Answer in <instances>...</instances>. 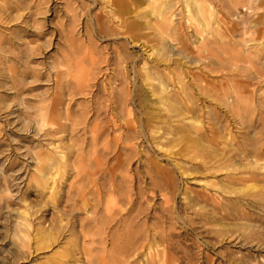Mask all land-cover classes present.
Masks as SVG:
<instances>
[{"label":"rangeland","instance_id":"374dc122","mask_svg":"<svg viewBox=\"0 0 264 264\" xmlns=\"http://www.w3.org/2000/svg\"><path fill=\"white\" fill-rule=\"evenodd\" d=\"M3 1L4 0H0L2 3ZM15 1L21 2L24 5H33L36 1H42V6H40L41 11L35 18L38 21L37 23L41 24L39 27H42V29H39L43 31V35L38 37L32 35L31 32H27L23 35L25 41L31 42V45H38L40 43L38 49L39 54L35 55L36 60L30 62V65L35 64V67L41 71V76L38 80L31 81L30 84L26 86L23 95V101L25 103L23 102V104L20 105L21 99H18V97L12 93L13 90L10 89L9 79L5 77L4 74L0 75V264H139L140 262V264H144L139 258L133 261L130 260L126 263L122 262L126 253L123 250V243L121 241L112 242L111 235L113 230L111 223H109L110 225L107 224L108 226L106 225L108 228L105 226L104 230L98 233L96 232L94 222L91 221V219L89 220L88 212L91 211L92 208L95 211L97 210V215H102L100 212H105L104 207L107 203L111 205L116 203L118 205L129 206V200L124 193L125 190H129L128 193L131 194L129 198H137L135 200L138 205L136 206L135 204L136 209L143 208L145 210V213L142 212L139 215L140 222L147 217V224L153 227L158 222L154 219L157 217L160 219L159 222L162 225L157 224L155 227L157 229L163 227L165 233H170L169 240L165 242H160L158 240V245L159 247L167 245V252L172 260L171 264H264V228H262L264 227V222L259 218L262 217V220H264V209L255 208L253 212V215L256 213V215H254L256 216L255 220H251L247 214L241 216V213L252 211L245 201V198L249 197V193L251 192L249 188L251 186L249 184L247 186L246 183L242 184L241 182H237L233 184L234 187L236 186L237 192L232 194L223 192L225 195L224 197L229 196L234 199V201L235 199L242 198L243 201L241 202H244L238 203V201L235 210L227 208L229 212L227 216L224 217L221 214H217V218L210 215H207V217H200L191 209L185 208L184 204L187 200L184 196L187 194H190L187 196H191L194 194V191L202 188L204 183L200 180V178H203L202 173L196 171V169H190V175L182 178L180 173L175 170L173 173L175 190L172 193L169 187L159 183V181H161V175L152 173V171L143 164L146 161L143 160L142 165L136 170V164H138V162H136L137 158L134 157L128 165L127 170L132 176L137 172L135 178L139 180L137 182L134 178L125 180L122 183V187H119L118 192L116 191L115 194L110 192V184L112 181L114 183L117 182L118 179L117 176V179L114 181L112 177L108 175L109 170L116 165V161L112 157L114 148L111 147L114 143L112 138H110L112 136H108L107 140L110 141L109 143L101 137L97 138L96 149L92 146L90 129L94 125V121L92 118H89L93 111L90 105L92 103L91 94H95L98 87L99 89H103L104 87L109 88L108 77L112 76L114 73H118V71L122 74L126 71L129 79L127 84L123 83L119 75L118 80L115 81L118 87L125 86L126 84V87L129 86L128 89L132 90L138 85L136 91L139 92L140 90H144L145 81L140 77H137V79L139 78L137 85L133 83L134 78L132 77L136 76L133 72L131 57L128 58L127 62H122L120 66L116 60L117 58H115V50L118 48L121 55L127 51L132 54H137L140 58L145 54L140 46H133L130 43H127L126 49H124L121 45V41H124L122 37L112 35L111 33V35L100 34V32L97 31L98 28L95 26L93 20L95 13L103 6L102 0L101 4L99 2L97 5L96 3L91 4L90 0H14L13 3ZM88 2H90L91 5H88ZM212 2V6L216 8V10L218 9L219 16L223 18V20L225 19V21H228L230 19L234 22L236 28L234 32L235 37H230L229 35L224 36L219 33V37L222 36L221 40L218 43L216 42V44L214 43L215 45H212L217 53V58L215 57V59L212 60V63H214L213 65L218 69L217 71L216 69L210 70L206 62L205 64L197 63L196 65L190 64L191 66L188 65V67L184 66L183 70L192 69V71L201 72L202 75L205 74V79H208L210 82L212 81L211 83L215 84L217 88L219 87L217 94L220 93V96H218H222L221 99L227 96L225 100L227 103L229 102L235 105V94L237 91H241V99H247L248 104L246 105V108H248L245 112H241V114L246 117L243 123L237 119V116L228 112L226 105H217V103L213 101L212 106H215L218 114L220 113L219 120L221 124L225 125L227 128L229 127L230 137L232 138L234 147L245 150L250 148V144L258 143L260 149L264 150V145L261 144L264 143V109H262L264 108V104H262L264 101L260 99L261 96L264 95L260 92L264 90V82H262L264 81V77H262L264 76V48H261L256 53V49H254L253 46L246 49L244 48L245 45H243V42L240 43V41L248 39L246 43L251 45L254 41L264 39L261 38L262 31H264V0H212ZM178 7L185 10V6L182 2H178L174 8L176 9ZM31 8H33V6ZM26 10H21V13H24L21 14L23 15L22 17H24H21L22 19L12 20L5 24L0 22V32H2L3 35L9 34L11 36L13 35L11 34L12 31L23 34V29L29 30L30 25L25 22L28 18ZM72 17H74V20ZM251 20L256 22L255 26H248ZM213 28L219 32L222 29V27H217L215 24ZM228 38L231 40L234 38V41L242 39L234 43L235 46L232 47L227 44ZM222 39L225 40L226 43ZM36 42L38 44H36ZM21 46L24 47L23 45ZM237 52H241L240 55L236 54ZM233 54L237 55L236 61ZM247 54H249L250 57L246 56ZM257 54L258 58L255 57ZM68 55H70L69 57L72 59H77V67L69 69L65 65L64 57L67 58ZM230 55L232 56L231 58H233V56L234 58H229ZM242 55H244V57H242ZM94 57L95 61H92ZM58 59L60 60L58 61ZM229 59L231 63L236 62L235 64L237 67L228 65L230 64ZM55 61L58 62L56 63ZM59 62L62 63L58 64ZM52 64L54 67H52ZM161 65L162 66L159 68H163L164 64ZM0 66V68L4 69L6 64L0 62ZM32 66L34 67V65ZM124 67L125 69L123 70ZM19 68L22 69L24 67L22 65ZM67 68L69 71L72 70V73L69 72L70 74H67ZM58 71H60V74H58ZM164 71H167V69ZM91 72L94 78L91 77V79L85 80L84 83H82L83 88L80 89L79 92L77 91L73 98L67 95L64 99V106L66 105L71 109V119H77L76 123L72 124L71 119L65 120V128L62 131L48 135L45 134L46 129L47 131L52 130V128H57L59 125L58 123L52 124L48 122L43 124L40 129L31 117L36 111L34 107L45 106L51 101L54 90L60 87L57 81H60V84L64 85L66 82L64 80L69 79L71 74L84 73L90 76ZM188 79L189 77L186 75L185 80ZM260 79H262V81ZM219 89H223L224 94L223 91ZM225 91L228 95H226ZM40 95L42 97L46 95V99L41 100L42 97ZM197 101L199 105H203L202 102L204 101H201V99H197ZM24 105L28 107L25 108ZM86 113L89 114L86 115ZM82 115H84L83 118L87 116L88 119L85 118L83 121L79 119ZM24 116L30 118L25 120L23 119ZM104 119L105 118L102 117V120L96 121L100 129L104 126ZM237 121L239 123H237ZM241 124L243 126L242 128ZM140 138L142 139L143 136H140ZM136 140L140 141V139H134L133 142H137ZM244 140L245 142L247 141V146ZM50 141L51 143L58 142V145H62L69 165L72 164L64 169L55 170L54 175L55 179L58 181L59 187L57 189L58 193H55L56 195L54 193L52 195V193L42 185L40 180L41 175L38 174L41 173L40 168H42V163L38 162L39 160L36 159L34 154L46 150ZM103 141L107 143L103 144ZM181 145V143L177 144V142L169 143L166 146L167 150L164 151L159 150L155 146V150H152L150 144L148 145L145 139H142L139 143L140 148L143 146L147 148L150 157H158L165 168L169 169H174L171 164L174 159L189 160V157L176 153ZM107 151V155L109 154L108 156L106 155ZM142 152V159H144V157H146V154H144L146 151ZM190 155L194 156L195 151H190ZM236 158L238 159L239 157L237 156ZM39 166L40 168H38ZM224 171H220L216 178H222L225 173ZM116 173L118 175L121 171L118 170ZM150 175L154 176V178L157 176L155 180L161 185L159 186L156 184L158 187L155 186L153 189L149 179ZM38 180H40V182ZM222 182V185L227 183L225 180H222ZM139 186H141V188L143 187L142 190H146V193L137 197ZM230 186H232V184ZM185 187H188L190 190L186 191ZM148 189L153 190V192L150 193ZM120 192H122L124 197L118 195ZM165 197L169 199L167 205L172 207V212L162 210L164 206H167L164 202ZM85 203L87 204L85 205ZM201 203L198 201L199 205ZM199 205H197V207H199ZM72 206H76V208H78L77 206H79V208L81 206V209L78 208V210ZM210 207L211 205L207 204L204 210H210ZM59 208L63 209L62 214L58 212ZM135 212L136 211H134V213ZM22 217H27L26 219L31 223V227L28 231L29 241L26 242V244L23 242V239L27 240V238H24V232L21 230L22 225L19 224L23 222ZM81 220L85 223L84 227L80 226ZM251 224L256 226L257 233L251 231ZM38 227L45 229L46 232L57 233L56 240L51 242L50 246L37 243L35 229ZM80 228H82L81 231ZM124 230L125 229H118V231L115 230V232L117 234H122ZM112 246L117 248H114V250Z\"/></svg>","mask_w":264,"mask_h":264},{"label":"bare ground","instance_id":"6f19581e","mask_svg":"<svg viewBox=\"0 0 264 264\" xmlns=\"http://www.w3.org/2000/svg\"><path fill=\"white\" fill-rule=\"evenodd\" d=\"M13 1L14 0H4L3 3L0 2L2 3L0 4V22L5 24L12 20H18L23 16L21 14H24L21 13V10L27 9L26 11L28 18L25 20V22L30 25V28L29 30L23 29V34L16 33L11 30V34H13L11 36L9 34L3 35L2 32H0V62L6 64L4 69L0 68V75L4 74L5 77L9 79L10 89L13 90L12 93L16 97H18V99H21V102L17 100L21 105L24 102L23 95L26 86L30 84L31 81L38 80L41 76V71H39L35 67V64L30 65V62L36 60L35 55L39 54L38 49L40 43L38 44L36 42V44L38 45H31V42L25 41L23 35H25L27 32H31L32 35H36L38 37L43 35V31H40L42 27H39L41 26V24H38V21L35 18L36 15L41 11L40 6H42V1H36V3H34L33 5H24L21 2L17 1L13 3ZM90 2L91 4L96 3V5L99 4V2L101 4V0H90ZM90 2H88L89 4H87L91 5ZM102 2L103 6H101L99 11L95 13V17L93 20L95 22V26L98 28L97 31H99L100 34L111 33L112 35L122 37L124 38V41H121V45L124 49H126L127 43H130L133 46H140L145 54H141V58L138 57L137 54H132L127 51L124 53L121 52L123 53L121 55L118 48H116V50L114 49L116 52L115 58H117L116 60L120 64V66L122 62H127L128 58L131 57L133 72L136 76L132 77L134 78L133 83L137 85V81L139 79H137V77H140L143 81H145L144 90H140L139 92L136 91V87L138 85L135 87V89H128L129 86L126 87V84L127 82H129V79L126 71L123 74L118 71V73H114L112 76L109 75V88L104 87L103 89H99L98 87L95 91V94H91L92 103L90 105L92 106L93 111L90 114L89 118H92V120L94 121V125L90 129L92 146L94 149H96L97 138L102 137L106 141L108 139V136H112L110 138H112V141L114 143L113 146H111L114 148V151H111H113L112 157L115 159L116 165L109 170L108 175L112 177L114 181L117 179V176L118 179L117 182L114 183L112 181V183L110 184V192L114 194L116 191L118 192L119 187H122V183L125 180H130L133 178L134 180H136L135 176L137 175V172L134 176H132L128 173L127 170L128 165L133 160L132 158L136 157V162H138V164H136V170L142 165L143 160L146 161L143 164H145L146 167H148V169L152 171V173L160 174L161 181H159V183L169 187L172 193L175 190V180L173 175L175 170L180 173L182 178H184V176L190 175V169H196V171L202 173L203 178H200V180L204 182L202 188L194 191V194L191 196H187L190 194L184 196L187 200L184 204L185 208L191 209L200 217H207V215H210L217 218V214H221L224 217L227 216L229 214L227 208H232L235 210V208H237V202L239 201L238 203H240L241 201H243V199L239 198L235 199L234 201V199L229 196L224 197V193L232 194L237 192L235 188L236 186H233V184L237 182H241L242 184L246 183L247 186L249 184L251 186L249 187L251 189V192L249 193V197L245 198V201L252 211L241 213V216H243V214H247L251 220H255L256 216L254 215H256V213L253 215L255 208L264 209V150L260 149L258 143L250 144V148L245 150L239 147H234L232 138L230 137L231 135L229 127L227 128L225 125L221 124L219 120L220 113L218 114L215 106H212L213 101H215L217 105H226L228 108V112H230L234 116H237V119H239L243 123L246 117L243 116L241 112H245V110L248 108H246V105H248L247 99H241V91H237V93L235 92L236 97H234L235 105L230 104L229 102L227 103L225 101L227 96L226 98L223 97L224 99H221L222 96L219 97L220 93L217 94L219 87L217 88L215 84L211 83L212 81L210 82L208 81V79H205V74L202 75L201 72L198 73L192 71V69L183 70L184 66L188 67V65L190 64L196 65L197 63L205 64V62L209 65L210 68H208L210 70L216 69L217 67L213 65L214 63H212V60L215 59V57L217 58V53L215 52V49L212 45L214 43L216 44V42L218 43L221 40L222 36L219 37V33L224 36L229 35L230 37H235L234 32L236 31V28L234 26V22L230 19L228 21H225V19L223 20V18L219 16L220 14L217 11L218 9L216 10V8L212 6V0H102ZM178 2H182L184 4L185 10H182V8L179 7L176 8L177 10L174 8ZM32 6L33 8H31ZM72 18L74 20V17ZM214 24L217 25V27H222L220 32L213 28ZM255 25L256 22L251 20L248 26ZM261 38H264V31H262ZM233 39L231 40L230 38H228L227 40V44L232 47L235 46L234 43L240 41L242 38L238 41H234ZM247 40L248 39L240 41V43L243 42V45H245L244 48L246 49L253 46L254 49H256L255 52L257 53L261 48H264V39L260 41H254L251 45L246 43ZM223 41L226 43L225 40ZM21 45H23L24 47H22ZM240 53L237 52L236 54L240 55ZM236 54H233L235 56V61L237 56ZM69 56L70 55H68L67 58L64 57L65 65L69 69H71L72 67H77V59H72ZM246 56H249V54H247ZM257 56L258 54L255 57ZM231 57L232 56L230 55L229 58ZM242 57H244V55H242ZM59 60L60 59H58V61ZM249 60L251 61L250 58ZM92 61H95V57L92 59ZM229 61L230 64L228 65H230L231 67L236 66V62L231 63L230 59ZM60 63L62 62H59L58 64ZM53 64L52 67H54ZM161 64H164L163 68H159L160 66H162ZM22 65L24 68H19ZM32 65H34V67ZM68 68L67 74H70L69 72L72 73V70L69 71ZM124 69L125 67L123 68V70ZM166 69L167 71H164ZM217 70L218 69H216V71ZM58 74H60V71H58ZM92 75V72L90 76H87L84 73L71 74L69 79L64 80L66 81L64 85H61L60 81H57V84L60 87L54 90L51 101L45 106L34 107L36 111L33 114L31 113V117L36 125L40 127V129L43 124L48 122L52 124L58 123L59 125V127L54 129L52 128V130L48 131L45 128V134L48 135L51 133H56L62 131L65 128L64 121L71 119V109H69L66 105L64 106L65 96L67 97V95H69L71 98H73L74 95H76L77 91L79 92L80 89L83 88L82 83H84L85 80L91 79ZM119 75L121 76L120 80L123 83H126L125 86L118 87L116 85L115 81L118 80ZM186 75L189 77L188 80H185ZM260 80L262 81V79ZM252 87L254 88L253 85ZM220 91H223V89H221ZM260 92L264 94V90H261ZM226 95L228 94L226 93ZM43 99H46V95H44L41 100ZM197 99H201V101H204L202 102L203 105H199ZM260 99L261 101H264V95H262ZM24 106L25 108L28 107L26 105ZM88 114L86 113V115ZM83 117L84 115L80 116L79 119L83 121L85 118H87V116L85 118ZM102 117L105 118L103 121L104 126H102L100 129L98 127V122L96 121L102 120ZM27 118L25 116L23 117V119L25 120H27ZM71 120L72 124H75L77 121V119L74 118H72ZM238 121L237 123L240 122ZM242 127L243 126L241 124V128ZM140 136H143L142 139H145L148 142V145L150 144L152 150H155L156 147L159 150L165 151L167 150L166 146L169 143H181L182 145L176 153L181 154L185 157H189V160L174 159V161L171 160V164L174 169L165 168L158 157H150L147 148H145L144 146L141 148L139 147V143L142 141ZM134 139H140V141L136 140L138 143L133 142ZM107 141L108 143L110 142L109 140ZM57 143H51L50 141L46 150L40 153H34L36 159L39 160L38 162L42 163H40L42 165V168H40V166L38 167L41 169V171L38 169L41 173L37 172L41 175L39 176L42 185L47 188L52 193V195L53 193L55 194L57 192V189L59 188L58 181L55 179L54 175L55 170L61 168L64 169L69 165L64 148H62V145H58ZM105 143L107 142H104L103 144ZM261 144L264 145V143ZM142 151H146L144 153L146 154V157L143 156L144 159H142ZM190 151H195V155H190ZM107 153L108 151L106 152V155ZM237 156L239 157L238 159L236 158ZM118 170L121 171V173L117 175L116 171ZM220 171L225 172L223 174V177L216 178L218 177L217 174ZM156 177L157 176H155V178ZM155 178L152 175L149 176L150 183L152 184L153 189L155 186L159 185V183L156 182ZM40 180L38 181L40 182ZM138 180L139 179H137L136 182ZM222 180L227 181V183H224L222 185ZM150 183L149 185L151 186ZM229 184H232V186H230ZM139 187L140 188L137 191L138 195H136L137 197H140L144 195V193H146V190H142L143 187ZM185 189L186 191L190 190L188 187H185ZM79 190L81 191L80 187ZM148 190L150 193L153 192V190ZM125 191L124 193L129 200V206L118 205L115 202V204L113 205L107 203V205L104 207L105 212L99 211L103 216L97 215V210L95 211L93 208L88 212L89 220L91 219V221L94 222L96 232L101 233L104 230L105 226L111 223L113 230L111 235L112 242L114 243V241H121L123 243V250L126 253L122 262L126 263L130 260L133 261L139 258L143 261L144 264H171L172 260L168 255L167 245H163L162 247H159L158 245L159 241H168L170 233H165L162 226L161 229H157L155 227L157 224L162 225L159 222L160 219H158L157 217H155L154 219L159 223H155L156 225H154L153 227H150L147 224V217L140 222L139 215L145 210L143 208L136 209L135 200L137 198H129L131 196V194L128 193L129 190ZM118 195L124 197L122 192H120ZM168 201L169 199L165 197L164 202L166 203V205L168 204ZM198 201H200V203L202 201V203L199 205ZM86 204L87 203H85V205ZM207 204L211 205L210 210H204ZM197 205H199V207H197ZM136 206L138 205L136 204ZM72 207L76 208V206ZM77 207L79 208V206ZM79 209H81V206ZM171 209L172 207L170 205L164 206L162 208V210L166 212H172ZM134 211L136 212L134 213ZM58 212L62 214L63 209L59 208ZM26 218L22 217L23 222L19 223L22 225L21 230L22 232H24V238H27V240L23 239V242H25V244L29 241L28 231L31 227L30 221H28V219ZM259 218L262 222H264V220H262V217ZM84 224L85 223H83V220H81L80 226L84 227ZM251 227L252 229H250L252 232H258L254 224H251ZM81 229L82 228H80V231ZM118 229H125L124 233L117 234L115 230L118 231ZM35 231L37 243L43 244L45 246H50L51 242L55 241L57 238L56 232H46L45 229L40 227L36 228ZM112 248L114 249L117 247L112 246Z\"/></svg>","mask_w":264,"mask_h":264}]
</instances>
